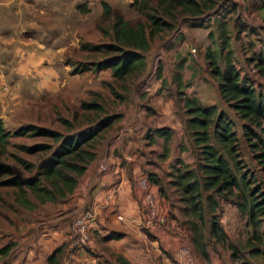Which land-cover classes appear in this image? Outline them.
Listing matches in <instances>:
<instances>
[{
	"label": "rangeland",
	"instance_id": "1",
	"mask_svg": "<svg viewBox=\"0 0 264 264\" xmlns=\"http://www.w3.org/2000/svg\"><path fill=\"white\" fill-rule=\"evenodd\" d=\"M103 2L132 23L145 22L146 12L155 5L154 0L139 4H132L134 0H0V120L6 130L14 133L34 125L71 136L95 127L106 116H118L100 135L98 157L90 169L99 161L103 164L110 152L116 157L123 156L134 138L140 142L145 139L148 144L155 110L147 90L152 81L157 82L163 76L161 71L170 72L173 78L179 62L192 59L201 69L197 79L204 75L209 93L215 92L217 80L210 72L205 54L209 48L220 50L221 20L227 24L229 48L236 66L264 98V61L260 60V56L264 58V0H225L199 18L181 14L178 9L175 29L151 40L145 72L122 80L114 78L111 69L98 71L93 66L112 55L91 48L114 41L115 17L104 18ZM195 22L203 25L195 26ZM188 43L192 44L191 49H196L195 59ZM219 62L223 67L222 56ZM163 85L169 86V81L166 79ZM175 94L177 90L165 95ZM85 103H97L104 109L96 111L85 107ZM236 121L243 170L255 177V184L264 192V175L243 135L244 121L239 118ZM192 140H189L193 149L190 165L196 167L200 157ZM39 143H50L55 148L59 145L47 137L13 136L5 151L0 148V163L11 166L22 178L35 177L51 153H29L23 147ZM17 157L35 167L27 170ZM143 175L152 183L146 172ZM82 178L76 191L66 199L47 202L34 210L17 202L16 188H0V264H46L48 256L59 246L64 247L62 264H117L116 254H127L144 264H238L241 260L264 263V216L260 242L254 237L253 225L241 212V202L236 196L229 199L217 196V214L234 247L211 236L207 223L203 226L207 255H203L196 247L191 227L193 222H200L185 213L186 204L167 179L162 181L166 205L161 198L159 208L164 220L152 231L146 220L139 229H133L122 223L118 215L114 227L98 228L99 217L91 208L90 198L81 201ZM157 194L162 197L160 190ZM204 205L210 217L207 201ZM139 206L148 214L142 198ZM88 211L93 212L94 218L89 221L86 239L77 220ZM157 230L161 231L156 233ZM117 234L121 236L116 238ZM6 246L9 249L1 253ZM254 247H259L261 254L252 256ZM183 248L188 251L187 256L180 254Z\"/></svg>",
	"mask_w": 264,
	"mask_h": 264
},
{
	"label": "trees",
	"instance_id": "2",
	"mask_svg": "<svg viewBox=\"0 0 264 264\" xmlns=\"http://www.w3.org/2000/svg\"><path fill=\"white\" fill-rule=\"evenodd\" d=\"M145 0H134L139 4ZM151 11L146 12V21L132 23L124 18L119 11H114L108 2H103V16L109 19L115 17L113 25L114 41L102 45H92L93 50L104 51L112 55L93 63L96 70L111 69L117 80L142 74L147 68V52L151 48V40L163 32L173 31L176 27V11L199 18L206 10L214 9L225 0H154ZM168 17V18H167ZM193 25L202 26L195 22ZM220 50L207 49L206 58L212 76L218 83L223 100L244 121V138L250 150L255 155L258 165L264 175V98L255 85L243 77L236 66L230 46V36L225 20L218 25ZM227 49V53L224 50ZM223 57L221 67L219 58ZM260 60L264 58L260 56ZM264 64V63H263ZM182 60L178 69L184 67ZM89 69V66H85ZM161 74V73H160ZM177 95L184 100L185 125L198 151L199 163L196 167L178 160L168 184L180 194V200L186 204L184 211L191 214L194 220L191 227L194 232V242L197 249L207 255L205 250L204 227L210 225V234L217 241L233 248L228 234L225 232L217 214V196L229 199L236 196L240 200V210L248 216L254 228V237L262 242L259 230L264 216V192L261 186L255 184V177L249 171L243 170L239 152V136L234 127V120L225 111L217 112L215 107L204 106L198 97H183L184 84L180 72L174 73ZM121 97V96H120ZM123 98V97H122ZM85 107L96 111L104 108L97 103H85ZM118 116H106L98 121L95 127L83 132L65 136L61 131L38 126L23 127L12 133L6 130L0 120V148L5 151L13 136H40L56 142L58 148L50 143H39L33 147H23L29 153L44 151L51 153L38 169L35 177L22 178L15 170L0 163V188H16V200L25 209L34 210L47 202L57 203L73 194L80 184L81 178L98 157V143L104 130L112 126ZM157 136L165 139L166 145L172 138L169 127L154 130ZM168 149V147L166 146ZM19 164L27 170H32L34 164L17 157ZM153 183L159 185L161 195L167 196L164 185L151 176ZM255 185V186H253ZM207 194V195H206ZM207 201L209 214L204 202ZM208 217V218H207ZM121 235H115L119 238ZM111 237V236H110ZM114 237V236H112ZM111 237V238H112ZM110 239V238H109ZM8 246L1 250L7 251ZM64 247H57L47 258L46 264H62ZM261 254L259 247L252 248L251 255ZM237 255V252H233ZM117 264H132L122 254H116ZM238 264H264L241 260Z\"/></svg>",
	"mask_w": 264,
	"mask_h": 264
},
{
	"label": "crops",
	"instance_id": "3",
	"mask_svg": "<svg viewBox=\"0 0 264 264\" xmlns=\"http://www.w3.org/2000/svg\"><path fill=\"white\" fill-rule=\"evenodd\" d=\"M187 46L192 51V44L188 43ZM191 51V56L195 59L196 56ZM162 72L163 76L158 79L159 81H152V86L147 90L150 91L148 96L151 97L150 102L155 110L151 116L153 127L150 126L152 136H150L151 140H147L148 144L145 139L140 142L134 138L129 141V150L123 156L116 157L113 152H110L104 157V165L100 164V161L97 162L95 167L89 168L82 178L81 191L84 194L81 201L86 202L90 198L88 201L93 204L91 208L99 217L96 222L98 228L101 226L102 229H106L111 225L114 227L116 225L115 215H122L124 217L122 223L127 227L139 229L148 217V214L143 212L145 208L139 206L141 191L138 180L140 176L146 172L150 179L153 176L160 183L164 178L170 182L174 165L178 160L191 164L193 149L189 140L192 138L185 125L184 100L177 94L169 97L165 95L166 92H175L176 84L170 72L164 70ZM176 72L182 75L183 97H198L204 106L215 107L218 113L227 112L234 122L238 119L235 111L223 100L217 82H214L216 83L215 92L210 94L209 82L205 81V76L202 75L197 79L201 69L196 61L188 60L184 67L176 68ZM166 79L169 81V86L163 85ZM162 127H169L172 130V138L168 145L163 137L157 136L154 132ZM152 184L157 190L159 189V183L152 181ZM161 196L165 204V196ZM151 230L156 231L154 227ZM157 231L156 233H159L161 230ZM123 256L132 264H144L138 258L135 259L127 254Z\"/></svg>",
	"mask_w": 264,
	"mask_h": 264
},
{
	"label": "built area",
	"instance_id": "4",
	"mask_svg": "<svg viewBox=\"0 0 264 264\" xmlns=\"http://www.w3.org/2000/svg\"><path fill=\"white\" fill-rule=\"evenodd\" d=\"M193 54L196 52V49H192L191 51ZM147 177H144V175L140 176L138 180L139 188L141 191V198L144 202V205L146 206V209L148 211V217L145 221L147 227H155L156 225H160L162 221L164 220L163 216L161 215L159 208H160V200L162 197H160L157 192L158 190L155 188V186L147 180ZM93 212H86L82 218L77 220V224L79 227L80 232L84 237L88 238V230H89V221L94 218ZM118 218L120 220H123L124 217L122 215H118ZM180 254L182 256H187L188 251L184 248L180 251Z\"/></svg>",
	"mask_w": 264,
	"mask_h": 264
}]
</instances>
